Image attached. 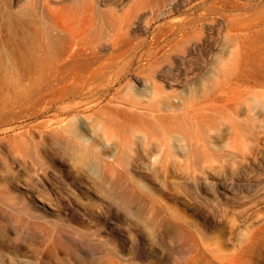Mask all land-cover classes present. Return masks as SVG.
Masks as SVG:
<instances>
[{
    "label": "bare ground",
    "instance_id": "obj_1",
    "mask_svg": "<svg viewBox=\"0 0 264 264\" xmlns=\"http://www.w3.org/2000/svg\"><path fill=\"white\" fill-rule=\"evenodd\" d=\"M127 1L32 0L29 1L33 2L30 9L20 5L19 11L14 14L0 8L5 33L11 32L13 38L21 40L17 56L10 55L7 49L0 51V74H4L7 82H11L9 78L13 76L14 81L33 74L43 77L40 80L32 79V85L36 88L35 95L40 94L45 101L40 105L37 100L27 109L40 105L41 110L31 115L37 117L40 111H47L48 118L32 129L46 137L53 148L59 144L60 153L67 155L68 163L72 166L84 165L93 171V164L97 163L108 170L112 181L106 187L107 193L116 196L122 204L138 201L148 207L147 202L151 200L145 196L147 193L133 185H122V175L115 173L112 168L120 161L154 160L158 156L169 160H208L220 158L227 146L235 145L236 148V144H239V156L245 162L242 168L247 171L252 165L247 160L253 153L251 145L264 139V0L217 1L220 3V14L225 17L224 22H221L224 23L223 34L227 36V47L222 57L216 60V44L211 42L208 45L211 73L204 81H190L186 75L183 80L170 79L165 74L173 71L174 61L171 59L183 57L178 47L181 43L186 45L192 38L193 32L189 28L191 24H196L195 20H168L151 27V24H155L150 23L151 19H158L162 14L161 0ZM209 8L207 29L212 33L218 22L217 17L212 16L215 9ZM33 15L44 26L36 22ZM206 16L203 15L202 19ZM97 18L98 21L103 19L100 28L97 25L95 27ZM37 26H42L41 30ZM141 34L147 36L140 37ZM137 58H140V63L135 64ZM20 59L22 61L19 62ZM162 60L168 63H161L165 68L159 67L164 69L160 72L158 66ZM175 85L186 86V91L181 94L168 91L175 89ZM201 118H207L205 121H209L208 125H224L229 134L226 135L227 131L224 134V130L218 126L214 127L213 130L218 129L215 138L219 144H213L210 137L202 135L204 132L195 133L188 127L199 123ZM179 123L187 126L183 127V132L177 128ZM87 130L91 132L92 139L87 137ZM94 139L102 141L101 147L97 148L93 144ZM167 139H172L169 141L175 146H183L182 150L175 148L173 151H163L160 146ZM60 164L65 165L64 162ZM51 171L76 202L80 203V199L84 198L93 204L92 197H102L91 181H80V174L74 176L76 180L69 184L68 180L54 173L56 171ZM204 180L212 189L214 187L212 195L217 201L229 197L231 183L229 185L221 179ZM249 182L242 183L249 185ZM103 183L99 179L96 186H102ZM21 193L23 195L15 196L6 192L0 197L13 210L11 217L20 225L30 229L43 227V222H47L49 226L59 227L65 233L92 235L97 243L105 242L104 235L96 227L89 230L90 233L64 223L57 208L60 202L55 196H41L46 203L38 204L30 189ZM147 196L151 197V194ZM81 208V214L84 215L85 207ZM149 209H153V206L150 205ZM155 209L147 224L150 229L156 225L155 214L158 209ZM50 214L57 217L56 223L48 222L46 218ZM166 221L171 230L165 231L164 236L186 234L187 227L183 225H193L178 214L167 216ZM87 225L90 229L89 222ZM263 228L264 224L261 223L251 234V245L256 242L259 251L263 248ZM106 230L103 232L108 234L111 228ZM53 244L61 245L67 253L76 250L72 244L58 237L53 240ZM251 245L247 248L254 249V245ZM10 250L7 252L11 254L6 257L7 261L20 264L23 258L18 254L19 249ZM214 257L218 264L233 262L222 253ZM0 261L4 263V260Z\"/></svg>",
    "mask_w": 264,
    "mask_h": 264
},
{
    "label": "rangeland",
    "instance_id": "obj_2",
    "mask_svg": "<svg viewBox=\"0 0 264 264\" xmlns=\"http://www.w3.org/2000/svg\"><path fill=\"white\" fill-rule=\"evenodd\" d=\"M29 1L32 0H0V8L9 14H14L20 9V5L30 9L32 6L30 4L33 2ZM217 1H160V13L162 14L158 19L156 17L151 19L150 23H155L151 24V27L156 23L168 20L180 22L193 18L196 22L189 28L193 32L189 41L191 43L186 42V45L181 43L180 48L178 47L183 57L171 59L172 62L174 61L172 63L173 71L165 73L168 78L183 80L186 75L190 81H204L211 73V60L208 57V45L211 42L216 44L215 59L218 60L222 57L227 47V36L223 34V19L225 17L220 14L218 9L220 3ZM209 7L215 9V14L212 16L220 19L219 21L216 18V22H218L216 25L219 26L215 25L212 33L207 29V21L210 18ZM203 15L208 17L202 19ZM36 18L38 17H35L38 22L39 20L37 21ZM101 19L99 21L98 18L96 19L98 22L95 23V27L96 25L98 28L100 25L102 26L103 19L102 22ZM2 22L0 16V51L7 49L10 51V55L17 56L20 52L21 40L17 37L13 38L11 32L6 34ZM41 27L38 28L41 30ZM209 31L210 33H208ZM141 35L140 37L144 38L147 36L146 34ZM20 61L22 60L20 59ZM168 61H160V66H158L160 72L164 70L161 68H165ZM163 62H166L164 66L161 64ZM138 63H140V58L136 59L135 64ZM159 76L161 77V75ZM42 78L33 74L17 78L14 81L13 76L9 78L11 82H7L4 74H0V197L6 192L20 196L23 195L21 192L30 189L36 196L38 204H41L46 203L41 196L47 194L55 196L60 202L57 208L62 214L61 218L64 223L80 231L90 232L89 230L96 227L104 235L105 242L97 243L92 235L88 237L65 233L63 229L59 230V227L49 226L47 222H43V227L28 229L27 226H22L12 219L13 210L0 199V260H4V263L0 261V264H10L6 259L11 255L7 253L11 252L10 248L19 249L18 254L23 258L20 264H218L214 257L217 253L226 255L227 259H230L229 261H233L232 264H264V234L261 251L258 250L256 242L253 244L254 246L251 245L253 243L251 242L252 231L257 225L264 224V188H261L264 187V139L253 143L254 147L251 145L253 153L247 160L252 165H248L250 168L247 171L242 168L245 162L239 156V144H236V148L235 145H233L234 147L231 145L233 150L227 146L224 155L220 158L208 160L181 158L169 160L166 157L158 156L154 160L117 162L112 168L115 173L122 175V185L125 186L128 183L147 195L151 194V197L144 194L151 200L150 203L147 202L148 207L145 203L144 205L143 202L138 201L122 204L123 202L120 203L116 196L113 197L107 193V186L112 181V175L108 170L97 163H92L95 166L93 171L84 165L72 166L71 163H68L67 155L63 156L60 153L59 144L54 145L53 148L46 137L32 129L48 118L47 111H40L37 117L31 115L33 112H39L40 105L45 101L40 94L35 95L36 88L32 85V79L40 80ZM185 89L186 86L175 85V89L168 91L181 94L186 91ZM37 100L40 102L39 106L27 109ZM206 119L201 118L199 123L195 122V125L188 127L192 128L195 133L204 132L202 135L210 137L212 143L216 144L215 137H217L218 129L213 130V128L218 126L217 128L224 130L223 133L227 130L224 125H219V123L216 125V123L210 122L212 125H208L209 121H205ZM177 126L179 130L181 128V132L187 127L182 123ZM86 133H88L87 137L92 139L91 132L87 130ZM227 134H229L228 131ZM169 140L172 139H167L160 146L163 151H173L175 148L182 150L183 146H175L176 144ZM94 142L93 144L97 148L101 147V140L94 139ZM254 149H257L258 152ZM233 153L235 154L232 155ZM60 162L68 164L61 165ZM51 170L68 180L69 184L76 180L74 176L80 174V181H91L96 192L100 193L102 197H92L93 204H89L84 198H81L80 205L67 193L65 186L52 175ZM76 170H78V174ZM259 173L261 174L259 175ZM254 174L256 175L254 176ZM99 179L104 181L102 186H96ZM204 179L206 181L221 179L229 185L231 183L229 197H222L217 201L212 195L214 187L212 189ZM242 182H249V185L245 184V186ZM113 195H115L114 192ZM150 205L153 206V209H155L154 207L158 209L155 214L156 225L153 227L154 229L151 227L152 230L147 226L150 216H153L151 212L154 211L149 209ZM83 206L86 211L84 215L81 214ZM157 209L155 210L157 211ZM65 212L66 214H64ZM173 214H178L182 219L193 223L190 226L183 225L188 229L185 231L186 234L176 233L164 236L165 231L171 230L166 217ZM69 216L79 219L69 218ZM46 219L48 222L56 223L57 217L50 214ZM88 222L90 229H88ZM108 227L111 228L110 233H104L103 231ZM56 237L72 244L76 250L67 253L61 245L53 244ZM250 245L254 249L247 248ZM160 247L162 252H160ZM116 254L122 258L117 257Z\"/></svg>",
    "mask_w": 264,
    "mask_h": 264
}]
</instances>
